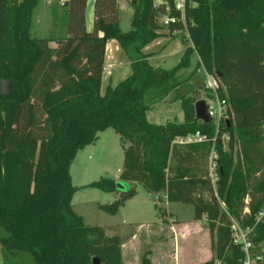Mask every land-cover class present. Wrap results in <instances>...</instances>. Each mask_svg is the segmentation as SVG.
Returning a JSON list of instances; mask_svg holds the SVG:
<instances>
[{"label": "trees", "instance_id": "1", "mask_svg": "<svg viewBox=\"0 0 264 264\" xmlns=\"http://www.w3.org/2000/svg\"><path fill=\"white\" fill-rule=\"evenodd\" d=\"M42 0H0V252L2 264H122V244L98 226L85 225L71 207L70 167L76 154L111 128L119 136L120 181L101 178L85 187L118 193L103 212L115 215L140 184L168 203L205 219L213 257L202 264H243L231 241L230 218L251 227L264 201V0H128L131 29H119L118 0H94L93 25L85 29L87 0H67L64 37L32 35ZM176 18L162 33V17ZM181 31L191 43L172 69L154 68L144 47ZM114 40L131 74L101 94L105 46ZM185 40V41H187ZM52 42L55 46H51ZM184 44V43H182ZM219 72L217 94L228 104L227 122L195 118V86L180 71ZM180 101L183 122L151 124L146 112ZM198 131L206 142L175 144ZM229 141L226 149L222 137ZM217 153L213 188L202 170ZM245 200L248 203L245 204ZM245 208L249 213L244 214ZM253 254L264 258V223L254 227ZM143 264H149L144 258ZM264 264V261H263Z\"/></svg>", "mask_w": 264, "mask_h": 264}, {"label": "rangeland", "instance_id": "2", "mask_svg": "<svg viewBox=\"0 0 264 264\" xmlns=\"http://www.w3.org/2000/svg\"><path fill=\"white\" fill-rule=\"evenodd\" d=\"M60 3L62 2L53 1L49 6L42 2L39 4L32 16V35L50 39L65 36L66 9ZM119 14V29L121 32H128L131 29L132 14L127 0L121 3ZM163 26L162 33L168 36L169 31L165 25ZM171 38L164 37L160 43L150 46L151 51L155 53L149 61L152 67L174 68L186 47L191 46L185 33L181 31H176ZM123 59L128 57L124 55ZM197 61V55L193 54L190 57V68L180 71L181 78L183 80L190 78L189 82L195 86V94H192L195 101L208 95L205 89L206 74L202 68H197ZM130 73L128 66L117 69L112 78V85L115 86ZM106 84L107 81L101 84L102 95ZM176 106L155 107L147 112V120L157 125L167 121L178 122V113H181V109ZM224 136L222 142L226 149L229 139L227 135ZM97 139L94 144L77 153L69 171L72 186L75 187L71 207L83 217L85 225L101 227L107 237L115 236L119 239L122 244V264H143L144 258L148 259L149 264H173L172 259L175 256L177 258V255L181 264H198L207 258L208 249L211 253L212 250L205 221H194V209L189 205L171 203L166 206L162 197L163 192L152 195L140 184H136L135 194L119 207L115 215H109L98 208L99 205L114 202L119 198V194L104 193L95 188L85 187L86 185L101 178H111L123 184L120 191L127 192L130 184L120 181L123 156L119 136L109 128L99 133ZM208 163L209 158L204 159L202 163V170L207 175ZM184 226L188 229L179 232V228ZM261 246L263 248L264 244Z\"/></svg>", "mask_w": 264, "mask_h": 264}, {"label": "built area", "instance_id": "3", "mask_svg": "<svg viewBox=\"0 0 264 264\" xmlns=\"http://www.w3.org/2000/svg\"><path fill=\"white\" fill-rule=\"evenodd\" d=\"M184 3L185 0H176L175 2V9L178 10L181 14H183L184 11ZM161 23L165 26H168L170 24H174L176 22V18L165 16L161 18ZM55 46V43L52 42L51 46ZM206 74V73H205ZM205 89L208 91V95L201 98L206 102L207 105V112L209 118H211L212 123L215 124V133H217L219 129V125L222 122H227V110H228V104L225 100H221L217 94L218 89L221 87L220 82H218L217 78L214 75H208L206 74V80H205ZM200 96V95H199ZM225 137V136H224ZM228 137V136H227ZM229 139V138H228ZM207 137L200 134L198 131L196 133L188 135L186 137H180L175 141V144H196V143H202L206 142ZM217 153L213 151V149L210 152L209 156V163H208V179L210 180V183L212 187H215V183L218 180L219 177V171L217 170ZM165 200V195L162 196ZM157 199V198H156ZM248 203V200H245V204ZM248 214L249 211L247 208L244 210V214ZM230 231H231V241H233V244L240 247L242 253H243V264H263L264 258L262 255L259 254H253V249L255 248V245L253 241H251L252 238V232L254 230V227L259 223H264V201L262 203V207L259 209L256 218L254 220V223L251 227H243L241 223H239L234 218H230Z\"/></svg>", "mask_w": 264, "mask_h": 264}, {"label": "crops", "instance_id": "4", "mask_svg": "<svg viewBox=\"0 0 264 264\" xmlns=\"http://www.w3.org/2000/svg\"><path fill=\"white\" fill-rule=\"evenodd\" d=\"M53 1H59V2H62V3H60V5H62V6H64V8H65V5H66V3H67V0H42L41 2L43 3V4H45V5H47V6H49L50 4H51V2H53ZM124 1H126V0H118V14L120 13V9H121V3H124ZM127 2H128V0H127ZM93 4H94V0H87V4H86V9H85V29H86V32L87 31H90L91 29H92V25H93V20H94V15H93ZM128 4H129V2H128ZM130 6V5H129ZM130 8H131V6H130ZM131 14H132V8H131ZM133 15V14H132ZM132 15H131V18H132ZM119 17H120V14H119ZM165 34V33H164ZM164 37H161V38H158V40H156V41H154V42H152L151 44H149V45H147L146 47H144L143 49V51H144V53H152L153 55L151 56V57H149L148 58V62L151 60V58L154 56V52L153 51H151V49H150V46H152L154 43L155 44H158V43H160L161 41H162V39H163ZM165 38H167V37H165ZM105 59H104V64H103V68H104V71H103V74H102V79H101V84H102V82L103 81H107V86H108V84H111L112 85V78H113V75H114V72L117 70V69H119V68H123V67H125V68H127V66L129 67V64H130V62H129V60L128 59H123V56L124 55H126L125 53H124V51H122L120 48H119V46H118V44H117V42L116 41H114V40H109V41H107V43H106V46H105ZM160 66H158V67H154V68H159ZM130 71H131V67H130ZM127 72H128V69H127ZM126 73V72H125ZM131 74V73H130ZM129 74V75H130ZM127 77V76H126ZM190 85H191V83L190 82H188ZM101 86V85H100ZM106 86V87H107ZM102 87V86H101ZM198 95H199V93H198ZM160 105H168V106H171V105H178L179 107H180V101H177V102H174V103H171V104H160ZM160 105H158V106H156V107H160ZM178 106H176V107H178ZM155 108V107H154ZM153 108V109H154ZM153 109H151V110H153ZM180 109H181V107H180ZM180 111V110H179ZM178 111V112H179ZM148 112V111H147ZM147 112H146V119H147ZM178 118H179V121L178 122H176V121H173V122H175V123H181V122H183V113H182V110H181V113L179 112L178 113ZM149 121V120H148ZM168 122H172V121H167V122H165L164 124H166V123H168ZM151 124H154V123H151ZM164 124H162V125H164ZM154 125H157V124H154ZM114 131V130H113ZM89 147V146H88ZM86 149V148H85ZM81 151H84V149L83 150H81ZM80 152V151H79ZM77 155V154H76ZM164 195V194H163ZM162 195V196H163ZM169 204H171V203H168V202H165V205L167 206V205H169ZM201 220H204L205 221V219L204 218H202ZM198 222V221H197ZM197 225V224H196ZM196 225H194V226H196ZM175 229V228H174ZM185 229H188V227H181V228H179V232H184L185 231ZM212 253L210 252V250L208 249V253H207V255H206V257L207 258H205L204 260H202L201 262H199L198 264H202V263H204V262H207V261H209V260H211V258H212ZM173 261V264H181V260H179L178 259V255H177V258H176V256H175V258L174 259H172Z\"/></svg>", "mask_w": 264, "mask_h": 264}, {"label": "water", "instance_id": "5", "mask_svg": "<svg viewBox=\"0 0 264 264\" xmlns=\"http://www.w3.org/2000/svg\"><path fill=\"white\" fill-rule=\"evenodd\" d=\"M215 75L218 79L221 77L219 72H216ZM194 112H195V118H197L202 123H206V124L212 123L211 118H209V116H208L207 105H206V102L204 100H202V99L196 100L195 106H194ZM122 185L123 184L117 182L116 183V189H117V191H119L121 193H126V192L120 191L122 189ZM91 263L92 264H101V262H99V259L97 257H93V259L91 260Z\"/></svg>", "mask_w": 264, "mask_h": 264}]
</instances>
